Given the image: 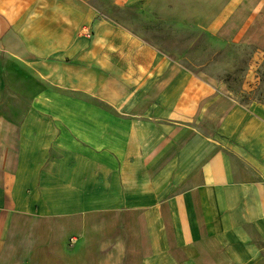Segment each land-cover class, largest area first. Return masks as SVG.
I'll list each match as a JSON object with an SVG mask.
<instances>
[{
  "label": "crops",
  "instance_id": "crops-1",
  "mask_svg": "<svg viewBox=\"0 0 264 264\" xmlns=\"http://www.w3.org/2000/svg\"><path fill=\"white\" fill-rule=\"evenodd\" d=\"M108 1L193 41L103 0H0V264H259L264 101L180 56L264 51V0Z\"/></svg>",
  "mask_w": 264,
  "mask_h": 264
},
{
  "label": "rangeland",
  "instance_id": "rangeland-1",
  "mask_svg": "<svg viewBox=\"0 0 264 264\" xmlns=\"http://www.w3.org/2000/svg\"><path fill=\"white\" fill-rule=\"evenodd\" d=\"M86 1L95 5L99 4L98 0ZM103 1L107 3L106 8L111 11L112 16L123 17L128 23L133 24L131 25L132 27L135 26L143 32L153 33L157 38V42L164 46L180 47L183 49L190 46L191 41H193V38L185 41L181 38H177L176 40L172 38L175 32L183 30L179 26L173 28L163 22V20L156 21L155 19H149L147 15L143 16L134 13L132 10H122L115 5L112 6L108 0ZM185 30L187 32L189 29L185 28ZM188 32L190 33V31ZM196 43L194 46L197 45ZM253 47L246 42L232 44V42H225L224 40L219 42L218 40L208 39L203 48H192V50H196L195 53L180 57L190 67H195L199 70L205 69L220 78H224L235 95L242 101L247 103L254 100L264 101V51H258L255 48L253 49ZM255 51L257 52L256 56L258 59V67H255L257 68V78L253 77L255 72L253 75L252 72L250 73L251 67L249 66ZM53 77H55V73L52 74ZM259 264H264V260Z\"/></svg>",
  "mask_w": 264,
  "mask_h": 264
}]
</instances>
